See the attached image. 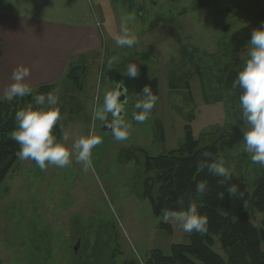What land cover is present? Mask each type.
<instances>
[{
  "label": "rangeland",
  "instance_id": "rangeland-1",
  "mask_svg": "<svg viewBox=\"0 0 264 264\" xmlns=\"http://www.w3.org/2000/svg\"><path fill=\"white\" fill-rule=\"evenodd\" d=\"M90 5L101 24L102 48L80 63L77 84L66 76L60 80L57 107L73 140L93 127L103 138L93 149L94 170L86 173L73 163L41 171L32 161L18 160L0 191V264H123L140 262L137 253L145 261L153 249L168 255L172 244L188 243L191 234L155 216L143 195L144 157L138 151L159 155L178 148L188 125L202 144H217L225 166L243 176L250 190L264 177V167L243 151L241 90L228 81L243 68L248 51L247 44L235 54L231 36L252 23L264 27V0H90ZM129 14L135 20L127 26L138 42L120 48L115 37ZM111 57L118 63L109 71ZM133 60L145 67L136 79L123 72ZM114 71L128 91L125 119L131 129L125 142L92 121L96 97L102 104L115 87L107 80ZM146 85L157 102L150 119L139 124L132 113ZM249 212L260 227L263 214L251 207ZM215 248L226 255L219 243Z\"/></svg>",
  "mask_w": 264,
  "mask_h": 264
},
{
  "label": "clouds",
  "instance_id": "clouds-1",
  "mask_svg": "<svg viewBox=\"0 0 264 264\" xmlns=\"http://www.w3.org/2000/svg\"><path fill=\"white\" fill-rule=\"evenodd\" d=\"M134 14L124 17L121 23L120 34L115 37V43L120 48H130L137 44V37L129 31L127 23L134 21ZM118 63L117 57H111L107 61V68L112 70ZM124 74L130 79L139 76L138 66L129 64ZM30 69L24 65L15 67L11 74V83L3 89L2 99L8 103L14 100H23L31 97L33 103H28L15 113L16 127L10 132V138L19 146L17 158L22 161H32L41 171H47L49 166L68 168L73 163L82 166L84 172L93 169V149L103 143V138L96 135L94 127L88 135L72 139L64 130L61 123L59 104V89L47 93H38L27 82ZM233 89L239 88V106L242 113L243 126V151L249 154L251 162L264 167V27L252 31L248 41L247 59L238 76L233 81ZM127 88L121 82H116L113 89L107 90L101 104L99 96L92 109V121L95 125L99 121L111 133L118 142L128 141L130 138L131 124L125 119V100L121 102V96H126ZM157 102L149 86H145L140 97L134 105L132 119L139 124H144L150 119L152 110ZM111 117V119H109ZM59 125L62 136L58 138L55 130ZM71 143L69 144V141ZM202 159L197 163V172L205 169L214 176L221 178L219 186L225 187V191L218 192L217 198L224 200L225 192L233 199L242 200L244 194L234 184L229 185L233 173L225 166L223 159H218L211 152H203ZM209 191L206 181H200L195 187V197H203ZM176 209H164L162 220L165 223L174 222L184 233H197L201 236L208 232V218L198 212L193 195L176 201ZM246 207V206H245ZM137 259L143 264L137 253Z\"/></svg>",
  "mask_w": 264,
  "mask_h": 264
},
{
  "label": "trees",
  "instance_id": "trees-1",
  "mask_svg": "<svg viewBox=\"0 0 264 264\" xmlns=\"http://www.w3.org/2000/svg\"><path fill=\"white\" fill-rule=\"evenodd\" d=\"M264 21V11L261 13ZM261 24L252 23L237 30L231 36L234 53L241 51L250 39L252 31L260 28ZM1 55V43H0ZM77 68H72L68 78L74 84L78 83ZM110 72L108 81L119 82ZM238 74H233L228 79L229 85ZM80 88V85H79ZM239 89V88H237ZM236 89V90H237ZM54 90L50 85L38 89V93ZM240 90V89H239ZM28 103H33L31 97L23 100H14L12 103L0 101V191L2 185L19 160L16 153L19 146L10 138V132L16 127L15 113ZM55 135L60 138L59 125ZM144 157V196L151 202L155 216H162L164 209H176V201L193 195L198 212L208 218V232L206 235L192 233L188 243H174L171 253L165 254L161 249H153L150 257L143 264H264V177L260 178L254 189L250 190L245 178L232 172L229 185H236L244 194L243 199H233L225 192L224 200L217 198L218 192L225 191L219 186L221 178L210 175L205 169L197 172V163L202 159L203 152H211L214 157L220 158L217 144H202L200 139L193 136L191 126L186 128L183 143L176 149L159 155H150L147 151L138 150ZM200 181H206L209 191L203 197H195V187ZM157 187V190H156ZM157 191V192H156ZM156 192V193H155ZM246 206V207H245ZM254 208L263 214V222L257 227L252 222L249 208ZM161 227H168L162 223ZM217 243L227 255V258L215 246ZM123 264H140L137 260H129Z\"/></svg>",
  "mask_w": 264,
  "mask_h": 264
},
{
  "label": "crops",
  "instance_id": "crops-1",
  "mask_svg": "<svg viewBox=\"0 0 264 264\" xmlns=\"http://www.w3.org/2000/svg\"><path fill=\"white\" fill-rule=\"evenodd\" d=\"M91 9L90 0H0V93L19 65L30 69L34 90L57 89L87 54L98 52L101 24Z\"/></svg>",
  "mask_w": 264,
  "mask_h": 264
},
{
  "label": "water",
  "instance_id": "water-1",
  "mask_svg": "<svg viewBox=\"0 0 264 264\" xmlns=\"http://www.w3.org/2000/svg\"><path fill=\"white\" fill-rule=\"evenodd\" d=\"M131 63H135V64H137V66H138V70H139V71H144V70H145V67H144V66H140L138 61L133 60V61L130 62V64H131ZM124 87H125V86H124ZM125 100H126V101L128 100V91H127L126 96H123V95L121 96V102L123 103ZM103 130H104L105 132H110L105 126L103 127ZM111 137H112V136H111ZM112 139H113V138H112ZM78 247H79V246H77V245L74 246V251H75V252H77Z\"/></svg>",
  "mask_w": 264,
  "mask_h": 264
}]
</instances>
